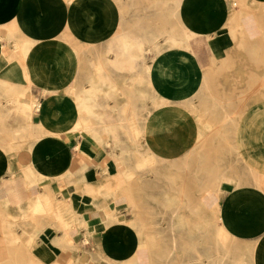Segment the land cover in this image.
<instances>
[{
    "label": "crops",
    "instance_id": "crops-1",
    "mask_svg": "<svg viewBox=\"0 0 264 264\" xmlns=\"http://www.w3.org/2000/svg\"><path fill=\"white\" fill-rule=\"evenodd\" d=\"M180 256L264 264V0H0V264Z\"/></svg>",
    "mask_w": 264,
    "mask_h": 264
},
{
    "label": "rangeland",
    "instance_id": "rangeland-1",
    "mask_svg": "<svg viewBox=\"0 0 264 264\" xmlns=\"http://www.w3.org/2000/svg\"><path fill=\"white\" fill-rule=\"evenodd\" d=\"M137 144V152H138V157H140L139 155L141 154V152H143L144 148L142 146H140L139 143ZM133 151L135 149V147L133 146ZM142 158V157H141ZM145 160V162L142 164L143 166H151V165H156L157 161L153 160H146L145 158L143 159ZM162 163V162H160ZM164 165V169L165 170H172L173 166L172 163H163ZM189 240H195V239H178V242L176 243V247H179V249H177V251H187L189 250V245L192 244H188ZM225 241H227V243L230 245V242L228 239H224ZM142 243H141V247L147 249L148 251H162L163 249L165 251L169 250V246H170V241L171 239H141ZM177 241V239H176ZM176 249V248H175ZM174 249V250H175ZM177 262H180V264H182L183 260H181V256L180 259L177 260Z\"/></svg>",
    "mask_w": 264,
    "mask_h": 264
},
{
    "label": "bare ground",
    "instance_id": "bare-ground-1",
    "mask_svg": "<svg viewBox=\"0 0 264 264\" xmlns=\"http://www.w3.org/2000/svg\"><path fill=\"white\" fill-rule=\"evenodd\" d=\"M10 30V29H9ZM184 32V31H183ZM185 38V37H184ZM182 38L180 37V39L179 40H181ZM188 40V39H187ZM175 41V40H174ZM183 41V40H182ZM176 248V243H175V240H174V242H172V244H171V247H170V249H169V251H172V250H174Z\"/></svg>",
    "mask_w": 264,
    "mask_h": 264
}]
</instances>
